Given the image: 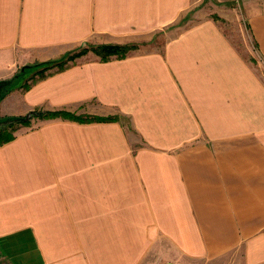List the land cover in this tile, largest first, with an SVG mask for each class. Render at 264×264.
I'll list each match as a JSON object with an SVG mask.
<instances>
[{
	"label": "crops",
	"instance_id": "1",
	"mask_svg": "<svg viewBox=\"0 0 264 264\" xmlns=\"http://www.w3.org/2000/svg\"><path fill=\"white\" fill-rule=\"evenodd\" d=\"M200 2L0 0V81L137 45L31 70L0 100L4 117H118L32 119L0 146L1 264H264V9L250 57L211 17L181 27Z\"/></svg>",
	"mask_w": 264,
	"mask_h": 264
},
{
	"label": "rangeland",
	"instance_id": "2",
	"mask_svg": "<svg viewBox=\"0 0 264 264\" xmlns=\"http://www.w3.org/2000/svg\"><path fill=\"white\" fill-rule=\"evenodd\" d=\"M252 9L254 10L264 9V3H262L259 0H203V2H200L197 6H194L193 10L189 12L192 15L187 14V17L185 19L184 18L182 19V20H186V22L183 23L181 27H187V26H190L192 24L199 22L200 20L204 18L211 17L221 27V29L226 34V36L229 38V40L233 42L235 47L239 49L240 53L243 56L249 55L250 57H252V56H255L254 54L255 49H254L253 41L248 32V26H247V14ZM162 37L163 36H161L160 33L155 34L154 36L151 37V40L148 42V44L154 43L158 45L157 42L160 43L164 40ZM142 44L145 45L146 42ZM101 45H104V44L101 43ZM88 46L96 47L100 45L85 43L79 46L78 48L74 49L73 51L68 52L64 55L66 56L68 54L69 55L75 54L78 51H80L81 48L82 49L87 48ZM132 46H134L135 48H133L130 51L137 49V45H132ZM130 51H128L127 54ZM88 54L89 56H93L95 58L100 59V57H98V55H95L94 52L92 51H89L85 55H88ZM64 55L63 57H65ZM113 57L118 58L116 56H111L108 59L113 58ZM60 58H62V56L55 60L58 61ZM53 61L54 60H50L47 62H53ZM39 70H41V68L38 67L37 71ZM44 72H46V70ZM0 116L4 117L3 115H0ZM19 125H22V124L15 125V128L18 127ZM0 264H1V260H0ZM167 264H170V263H167Z\"/></svg>",
	"mask_w": 264,
	"mask_h": 264
},
{
	"label": "trees",
	"instance_id": "3",
	"mask_svg": "<svg viewBox=\"0 0 264 264\" xmlns=\"http://www.w3.org/2000/svg\"><path fill=\"white\" fill-rule=\"evenodd\" d=\"M87 46V44H86ZM135 48L134 46H129V45H100L96 47H91L88 46L87 48H81L80 51H78L75 54L72 55H64L65 57L62 56L58 61L54 60L53 62H44V63H39L38 65H30L25 68L24 73H17L18 77L17 78H12L10 80H5V81H0V86L3 87L5 86V89H7L8 86L15 87L18 85L20 82H22V79H25L27 77V74L31 70H36L34 72V76H39V77H44V71L51 69V68H57L59 70H62L66 67V65L73 61L76 58H79L89 51L94 52L95 55H98L100 57L101 61H107L109 57L111 56H116L118 58H123L127 54L128 51L132 50ZM38 67L41 68V70H38ZM16 75V74H15ZM34 80V79H32ZM26 81H24V88L28 87V84H26ZM10 88V89H11ZM3 95L6 96L8 91ZM1 97V99L3 98ZM0 99V100H1ZM29 118L23 121L15 122V123H9V124H3L0 125V146L7 144L14 140V131H15V125L22 124V125H28L30 120L32 119H50V118H57L60 117L62 119L66 120H73L81 123H87V122H93V121H117L118 117H108V118H97V117H89V116H74L72 114L66 113V112H41V111H34L29 113Z\"/></svg>",
	"mask_w": 264,
	"mask_h": 264
},
{
	"label": "water",
	"instance_id": "4",
	"mask_svg": "<svg viewBox=\"0 0 264 264\" xmlns=\"http://www.w3.org/2000/svg\"><path fill=\"white\" fill-rule=\"evenodd\" d=\"M27 66H24L20 69L19 73H24L25 72V68ZM18 75H14L12 78H17ZM11 78V79H12ZM10 80V79H9ZM5 81V80H4ZM7 81V80H6ZM11 86H8L7 89H5V86L1 87L0 86V99L1 97H3V95L7 92L8 89H10ZM29 114L25 115L24 117H1L0 116V125H3V124H9V123H15V122H19V121H23V120H26L29 118Z\"/></svg>",
	"mask_w": 264,
	"mask_h": 264
}]
</instances>
